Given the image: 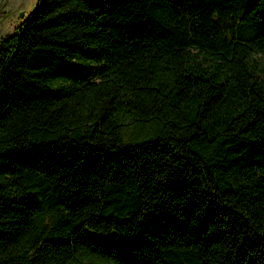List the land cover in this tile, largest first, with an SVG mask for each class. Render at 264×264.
Segmentation results:
<instances>
[{
  "label": "trees",
  "instance_id": "16d2710c",
  "mask_svg": "<svg viewBox=\"0 0 264 264\" xmlns=\"http://www.w3.org/2000/svg\"><path fill=\"white\" fill-rule=\"evenodd\" d=\"M0 264H264V0H37L0 37Z\"/></svg>",
  "mask_w": 264,
  "mask_h": 264
},
{
  "label": "rangeland",
  "instance_id": "374dc122",
  "mask_svg": "<svg viewBox=\"0 0 264 264\" xmlns=\"http://www.w3.org/2000/svg\"><path fill=\"white\" fill-rule=\"evenodd\" d=\"M37 0H0V37L18 26L34 7Z\"/></svg>",
  "mask_w": 264,
  "mask_h": 264
}]
</instances>
